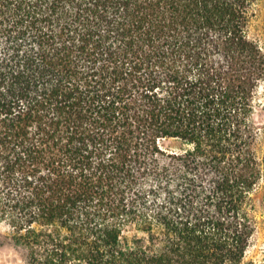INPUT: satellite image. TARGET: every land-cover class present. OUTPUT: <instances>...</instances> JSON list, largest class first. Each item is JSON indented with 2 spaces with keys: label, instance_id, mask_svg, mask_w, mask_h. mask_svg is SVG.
I'll return each instance as SVG.
<instances>
[{
  "label": "trees",
  "instance_id": "1",
  "mask_svg": "<svg viewBox=\"0 0 264 264\" xmlns=\"http://www.w3.org/2000/svg\"><path fill=\"white\" fill-rule=\"evenodd\" d=\"M257 1L0 0V223L25 264H251Z\"/></svg>",
  "mask_w": 264,
  "mask_h": 264
},
{
  "label": "rangeland",
  "instance_id": "2",
  "mask_svg": "<svg viewBox=\"0 0 264 264\" xmlns=\"http://www.w3.org/2000/svg\"><path fill=\"white\" fill-rule=\"evenodd\" d=\"M248 36L264 49V0H258L255 5V15L247 29ZM255 120L260 128L257 151L262 163L264 162V83L262 84L257 104ZM162 146L168 151L179 152L186 148L180 140L166 139ZM262 179L254 193L255 215L258 221L257 231L252 245L247 252L245 261L251 264H264V163ZM11 230L0 223V264H25L24 257L11 243Z\"/></svg>",
  "mask_w": 264,
  "mask_h": 264
}]
</instances>
